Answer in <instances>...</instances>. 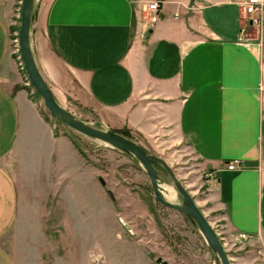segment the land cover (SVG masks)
Segmentation results:
<instances>
[{
  "label": "crops",
  "instance_id": "obj_1",
  "mask_svg": "<svg viewBox=\"0 0 264 264\" xmlns=\"http://www.w3.org/2000/svg\"><path fill=\"white\" fill-rule=\"evenodd\" d=\"M150 1L36 0V65L62 107L72 101L132 140L189 150L214 177L205 209L195 201L226 251L238 233L250 236L237 246L251 252L232 264H264V29L247 24L243 0H161L147 28ZM18 2L0 0V264H17L7 242L21 202L34 201L27 184L53 162L66 177L67 151L82 161L22 85L11 46ZM234 158L242 165L228 170Z\"/></svg>",
  "mask_w": 264,
  "mask_h": 264
},
{
  "label": "rangeland",
  "instance_id": "obj_2",
  "mask_svg": "<svg viewBox=\"0 0 264 264\" xmlns=\"http://www.w3.org/2000/svg\"><path fill=\"white\" fill-rule=\"evenodd\" d=\"M18 1L15 29L11 31L12 53L17 63L22 0ZM18 67L22 85L39 112L54 134L70 138L82 161L78 162L67 151L68 175L63 177L66 183L59 179L58 165L53 162L51 170L46 164L44 176L35 175L34 186L27 184L34 201L21 202L13 230L16 240L7 242L17 256V264H157L156 257L169 264H218L198 227L180 212L155 200L147 173L134 157L57 122L31 84H26L25 69ZM63 107L86 124L110 129L72 101ZM133 139L149 153L165 159L193 198L203 202L207 195L206 178L189 150L160 148L138 136ZM156 168L162 191H173L171 202L180 203L181 197L169 174L160 165ZM107 190L112 192L113 199ZM200 207L205 209L203 203ZM208 219L211 221V217ZM227 244H231L228 253L232 259L251 252L247 245Z\"/></svg>",
  "mask_w": 264,
  "mask_h": 264
},
{
  "label": "water",
  "instance_id": "obj_3",
  "mask_svg": "<svg viewBox=\"0 0 264 264\" xmlns=\"http://www.w3.org/2000/svg\"><path fill=\"white\" fill-rule=\"evenodd\" d=\"M35 2L36 0H22L21 2L20 26L17 40L21 60L28 81L34 88L35 92L43 100V104L50 115L57 122L62 123L75 131H78L90 138L100 140L107 145L134 157L147 173L155 200L166 208L174 209L180 212L190 222L198 227L205 239V242L214 254L215 260L218 264H232L231 257L221 242L217 231L204 215L202 209L197 205L190 191L177 178L175 172L163 158L149 153L141 144L123 136L122 134H119L112 129H100L86 124L85 122L77 119L71 112L66 110L55 100L49 85L36 65L30 46L29 34ZM158 165L164 168L169 174L175 189L181 197L180 203H173L165 198L158 183V171L156 168ZM99 182L102 186H105V182L102 178H99ZM106 192L112 199L114 198L110 190H107ZM149 256L154 257V254L149 253ZM155 262L157 264H169L162 257H156Z\"/></svg>",
  "mask_w": 264,
  "mask_h": 264
},
{
  "label": "built area",
  "instance_id": "obj_4",
  "mask_svg": "<svg viewBox=\"0 0 264 264\" xmlns=\"http://www.w3.org/2000/svg\"><path fill=\"white\" fill-rule=\"evenodd\" d=\"M160 4L161 0H152L146 4L143 19L146 20L147 28L153 27L159 21ZM240 6L244 13L247 24L256 28L260 34V32H262L264 29V0H243L240 2ZM243 33L244 29L241 30V35ZM16 49L19 50V46L16 47ZM18 65L20 66V69L24 70L21 55L18 57ZM24 79L26 80V84L30 85L25 73ZM241 165L242 160L239 158H234L226 163V168L228 170H235L240 168ZM204 175L207 179L214 178L211 172H206ZM249 237L250 236L245 233H238L234 236L233 243L241 244L242 242L248 240Z\"/></svg>",
  "mask_w": 264,
  "mask_h": 264
},
{
  "label": "bare ground",
  "instance_id": "obj_5",
  "mask_svg": "<svg viewBox=\"0 0 264 264\" xmlns=\"http://www.w3.org/2000/svg\"><path fill=\"white\" fill-rule=\"evenodd\" d=\"M165 198L169 201H172L174 199V193L171 190H166L165 193L163 192Z\"/></svg>",
  "mask_w": 264,
  "mask_h": 264
},
{
  "label": "trees",
  "instance_id": "obj_6",
  "mask_svg": "<svg viewBox=\"0 0 264 264\" xmlns=\"http://www.w3.org/2000/svg\"><path fill=\"white\" fill-rule=\"evenodd\" d=\"M116 132H118V133H120V134H122V135H124V136H126V137H128V138H131V135H130V133L128 132V131H126V130H119V131H116ZM75 144V143H74ZM76 145V144H75Z\"/></svg>",
  "mask_w": 264,
  "mask_h": 264
}]
</instances>
